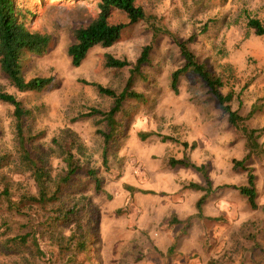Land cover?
I'll list each match as a JSON object with an SVG mask.
<instances>
[{"label":"rangeland","instance_id":"rangeland-1","mask_svg":"<svg viewBox=\"0 0 264 264\" xmlns=\"http://www.w3.org/2000/svg\"><path fill=\"white\" fill-rule=\"evenodd\" d=\"M144 9L160 17L165 26L181 38L194 34L190 48L199 60L222 78L221 90L231 91L232 109L237 110L250 127L264 125V34H256L247 25L256 17L264 25V0H138ZM35 12L28 26L51 35L47 50L26 53L22 60L25 78L52 76L53 81L40 91H19L0 70V85L31 107L34 117L28 131H41L38 144L49 153L53 176L65 169L61 148L53 137L62 140L70 128L78 139L75 158L98 167L100 188L78 171L58 192L61 203L89 202L98 209L89 251L72 260L66 255L38 259L26 254L33 264H264V129L259 132L258 150H251L246 167L255 174L256 208L233 186L244 184L247 170L234 167L232 158L248 152L246 134L221 114L217 101L203 82L184 72L177 91L171 88V73L183 64L174 39L162 35L150 54L151 63L142 66L143 76L134 77L132 88L142 91L144 100L127 99V117L122 120L108 150L107 164L102 162L104 128L101 116L92 109L105 110L112 97L83 81L99 82L119 91L129 75L128 67L105 66L104 54L134 61L150 32L141 21L124 27L113 45L92 47L83 61L74 66L67 54L73 40L72 30L96 15L95 0H26ZM110 20L127 21L124 12L112 11ZM12 106L0 102V152L9 153L2 167L10 179V189L35 194L31 173L18 158ZM251 112V113H250ZM152 131L146 137L139 132ZM161 134L177 140L161 139ZM181 140L188 142L182 145ZM192 142L195 145L191 146ZM187 157L195 163L209 164L211 189L203 203L205 217L194 215L195 203L204 193L188 187L189 181L205 184L201 173L190 166H171L168 158ZM2 185H0L1 187ZM146 189L152 192L144 191ZM58 202V201H57ZM49 205H26L21 211L10 209L0 198V242L6 234L22 232L37 225L48 215ZM175 212L180 222L166 225L163 219ZM30 214L35 217L29 221ZM31 225L24 227L22 222ZM39 244L47 252L56 250L58 231L70 228L53 224L51 231L38 226ZM174 242L173 249L168 246ZM1 247V245H0ZM27 249V248H26ZM12 253L0 250V264Z\"/></svg>","mask_w":264,"mask_h":264},{"label":"trees","instance_id":"trees-1","mask_svg":"<svg viewBox=\"0 0 264 264\" xmlns=\"http://www.w3.org/2000/svg\"><path fill=\"white\" fill-rule=\"evenodd\" d=\"M44 0H41V3ZM98 11L95 16L86 23L75 26L72 30L73 40L67 46V54L70 57L71 64L78 66L86 57L88 51L96 46L108 47L117 42L123 32L125 26L136 22H143L149 30L151 38L145 43L138 56L134 61L126 58L113 56L111 53L104 54L103 63L108 67L122 68L128 67L129 75L125 85L119 90L104 86L99 82H84L94 85L101 93L112 97V102L105 110L92 109L87 115L96 113L101 116V122L104 128L99 129L102 138V162L107 164L108 150L111 142L120 133L122 120L117 118V114L127 117L130 113L124 102L131 98L135 100H144L145 95L142 91L132 88V83L136 75L143 76L142 66L151 63L150 54L155 48L158 38L162 35L170 36L174 39L179 48V53L183 59V64L174 69L171 73L170 85L174 91H177V84L180 76L184 72H190L198 77L206 86L207 91L217 101V106L230 124L235 129L241 130L246 134V148L248 149L244 157L232 158L234 167H242L247 170V180L244 184L235 185L240 194L248 201L251 208H256L257 189L255 182V174L251 168L245 166V160L250 156L251 150H258L259 143L257 136L264 129V125L260 128L250 127L243 122L246 116H242L237 110L232 109L230 100L232 92H223L222 78L214 74L205 64L199 60L194 51L190 48V43L194 40L195 35L190 34L186 38L177 36L162 23L160 17L156 14L148 12L138 3V0H95ZM120 10L125 13L127 21L114 22L110 20L112 11ZM35 12L26 4V0H0V70L6 76L8 82L19 91H40L47 87L53 81L52 76L35 75L25 78L22 70V60L26 53L41 54L45 52L50 44L51 35L47 32H41L31 29L28 21ZM247 25L254 28L256 34H264V25L259 18L250 17ZM0 102L12 106V117L14 119V129L16 136V145L18 158L31 173L32 179L36 186L35 194L17 193L10 189V179L7 174L2 171V167L9 160V153L0 152V198L5 200L6 206L10 209L21 211L26 205L38 203L41 207L49 205V213L37 225H31L28 221L22 222L24 227L29 226L22 232H12L6 234L0 242V250L6 253H12L20 260L10 258L3 264H33L34 262L26 254V250L30 255L38 257V259H51L58 255H66V260L74 261L77 254H83L89 251L93 240V230L98 223V209L89 202L83 207L71 204L67 205L59 201L58 192L64 185H68L72 181L78 171H82L87 177L91 178L95 188L99 189L101 184V176L98 167L88 166L80 163L75 158L73 148H77L78 139L72 129L64 130V136L59 141L56 137L52 140L62 151V159L65 162V169L56 179L52 174L49 163L48 151L41 147L37 139L42 134L41 131L31 133L28 131V125L34 117V111L31 107L26 106L23 101L15 94L7 91L0 85ZM251 113V112H250ZM153 133L152 131L139 132L140 136L146 137ZM161 139L177 140L173 135L161 134ZM182 145L187 146L188 142L180 141ZM195 145L192 142L191 146ZM168 162L171 166L182 165L190 166L199 171L205 180V184L189 181L187 186L204 191L196 200V210L194 215L198 218L205 217L203 213V203L211 189V180L208 175L209 164L207 162L195 163L189 158L183 156L176 158L170 156ZM144 191L152 192L151 189ZM58 201V202H57ZM29 221H34L35 217L30 214ZM164 224L172 225L180 222L176 213L172 212L163 219ZM53 224L69 227L70 231H58L56 250L46 251L39 244V225L45 227L46 231H51L54 236ZM175 243L172 242L168 246V250H172ZM27 248V249H26Z\"/></svg>","mask_w":264,"mask_h":264},{"label":"crops","instance_id":"crops-1","mask_svg":"<svg viewBox=\"0 0 264 264\" xmlns=\"http://www.w3.org/2000/svg\"><path fill=\"white\" fill-rule=\"evenodd\" d=\"M172 213V212H171ZM169 216V215H168ZM176 216H177V214H176ZM166 218V217H165Z\"/></svg>","mask_w":264,"mask_h":264}]
</instances>
